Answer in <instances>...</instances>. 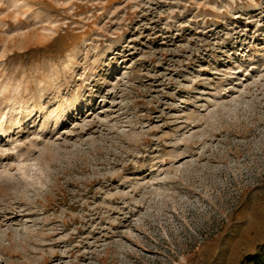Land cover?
<instances>
[{
	"label": "rangeland",
	"instance_id": "374dc122",
	"mask_svg": "<svg viewBox=\"0 0 264 264\" xmlns=\"http://www.w3.org/2000/svg\"><path fill=\"white\" fill-rule=\"evenodd\" d=\"M0 264H264V0H0Z\"/></svg>",
	"mask_w": 264,
	"mask_h": 264
}]
</instances>
